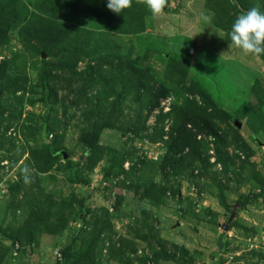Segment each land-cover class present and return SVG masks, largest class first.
<instances>
[{"label": "rangeland", "instance_id": "obj_1", "mask_svg": "<svg viewBox=\"0 0 264 264\" xmlns=\"http://www.w3.org/2000/svg\"><path fill=\"white\" fill-rule=\"evenodd\" d=\"M252 7L0 0V264H264Z\"/></svg>", "mask_w": 264, "mask_h": 264}, {"label": "clouds", "instance_id": "obj_2", "mask_svg": "<svg viewBox=\"0 0 264 264\" xmlns=\"http://www.w3.org/2000/svg\"><path fill=\"white\" fill-rule=\"evenodd\" d=\"M136 2L143 4L153 18L162 15L168 4V0H136ZM132 3L133 0H107V8L119 15L130 8ZM201 18L205 22L210 20L205 14H201ZM229 37L231 44L244 55H264V12L257 7L242 11L232 23ZM23 173L25 182L28 183L29 169H23Z\"/></svg>", "mask_w": 264, "mask_h": 264}, {"label": "water", "instance_id": "obj_3", "mask_svg": "<svg viewBox=\"0 0 264 264\" xmlns=\"http://www.w3.org/2000/svg\"><path fill=\"white\" fill-rule=\"evenodd\" d=\"M235 125L240 128L241 127V124L239 122H235Z\"/></svg>", "mask_w": 264, "mask_h": 264}]
</instances>
